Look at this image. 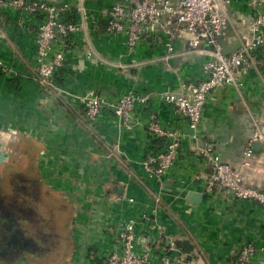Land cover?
Returning a JSON list of instances; mask_svg holds the SVG:
<instances>
[{
  "label": "crops",
  "instance_id": "1",
  "mask_svg": "<svg viewBox=\"0 0 264 264\" xmlns=\"http://www.w3.org/2000/svg\"><path fill=\"white\" fill-rule=\"evenodd\" d=\"M87 6L95 13L102 7L98 0H89ZM227 12L229 30L248 39L251 13L246 0H232ZM36 20L37 16L15 10L0 13V57L21 76L13 86L0 77V113H14L2 121L10 118L22 127L16 139L22 158L17 159L29 164L22 166V186H34L41 205L48 207L47 200L55 205L54 211H38L23 197L22 233L36 246L22 250V264H103L117 248L122 225L129 220L135 224L136 250L159 239L168 249L169 264H230L246 243L256 248L251 264H264V209L238 202L220 188L204 193L202 180L193 179L210 172L196 153V147L210 144L225 163L241 170L248 186L264 192V143L251 159L243 156L247 140L264 116V54L258 71L242 74L240 94L226 86L210 94L198 140L184 142L173 167L156 180L143 167L147 155L160 146L149 136L146 124L149 114H155L162 126L183 130L185 120L173 106L157 98L138 105L130 130L120 128L106 112L88 127L95 139L80 121L83 108L77 96L90 90L111 97L129 90L180 91L182 85L187 88L204 78L205 58H188L183 40L175 42L181 55L172 64L157 61L116 73L93 61L82 63L79 58L87 46L78 40L75 54L58 70L61 91L48 92L34 80ZM100 27L91 30L89 38L101 54L107 58L124 54V40L106 39ZM160 36L140 45L131 58L122 57V62L159 58L165 40ZM10 171L0 167V183L13 174ZM189 192L202 194L201 200L190 203ZM177 241L188 243L192 251L181 252ZM171 242L173 250H169ZM161 256L154 251L152 264H162Z\"/></svg>",
  "mask_w": 264,
  "mask_h": 264
},
{
  "label": "built area",
  "instance_id": "2",
  "mask_svg": "<svg viewBox=\"0 0 264 264\" xmlns=\"http://www.w3.org/2000/svg\"><path fill=\"white\" fill-rule=\"evenodd\" d=\"M88 1L0 0V10L13 9L37 16L34 74L40 84L56 91H61L56 74L69 56L75 54L78 40L84 41L87 46L85 55L79 58L82 63L85 60L93 61L117 73L157 61L168 65L181 55L176 51L175 42L183 40H186L185 55L188 58H205L201 63L204 78L187 88L182 85L184 88L180 91L129 90L111 97L90 90L77 96L83 108L82 120L86 127L93 126L102 114L109 112L120 128L130 130L136 121L138 105H146L152 98H157L173 106L174 113L185 120L183 130L162 126L155 114H149L146 124L149 136L160 146L147 155L143 167L149 178L159 180L173 167L184 142L192 144L198 140L201 114L210 94L222 86L240 94L242 74L258 71L260 56L264 54V0H246V7L251 13L248 42L238 52L228 56L222 55L218 39L228 29L227 7L232 0H98L102 7L97 13L88 9ZM100 25L106 39L121 37L124 40V54L107 58L95 47L89 33L91 30L97 32ZM158 35L165 38L163 54L159 58L122 62V57L131 58L142 42ZM0 70L14 76L18 72L2 59ZM259 120L244 148L245 160L253 157L254 142L264 143V116ZM196 153L210 169L207 176L198 174L193 177L195 181L202 180L204 193L210 194L215 188H220L238 202H248L264 209V192L245 184L241 170L225 163L212 145L198 146ZM154 197L159 201L157 196ZM118 238L117 248L108 253L103 264H152L154 251L162 255V264H169L165 255L168 249L159 239L140 252L136 250L138 240L134 221L129 220L122 225ZM169 245V250H173V243ZM255 254L253 244H243L230 264H251Z\"/></svg>",
  "mask_w": 264,
  "mask_h": 264
},
{
  "label": "flooded vegetation",
  "instance_id": "3",
  "mask_svg": "<svg viewBox=\"0 0 264 264\" xmlns=\"http://www.w3.org/2000/svg\"><path fill=\"white\" fill-rule=\"evenodd\" d=\"M11 180L12 177L5 180L12 185L10 193L3 194L0 190V264L12 262L22 255V250L33 249L36 246L22 233V213L25 211L23 197H28L27 203L36 201L35 188L33 186L25 188L20 178L18 180L21 184L13 183ZM18 197L20 200H17Z\"/></svg>",
  "mask_w": 264,
  "mask_h": 264
},
{
  "label": "rangeland",
  "instance_id": "4",
  "mask_svg": "<svg viewBox=\"0 0 264 264\" xmlns=\"http://www.w3.org/2000/svg\"><path fill=\"white\" fill-rule=\"evenodd\" d=\"M12 114H14L12 111L10 113L2 114L0 113V151L4 152V161L2 164H0L1 170L7 168H12L13 174H11L8 178L12 177V182H17L18 184H21L18 180V178L22 179V166H28L29 164L22 161V147L16 140L17 137H20L22 135V127L15 122L14 120L12 122H9V119L7 120V123L3 122V117H10ZM12 118V117H11ZM8 138H11V141H9ZM4 177V176H3ZM6 177V176H5ZM4 180V179H3ZM34 187V186H33ZM12 185H7V182H1L0 183V190L3 194H8L11 192ZM35 188V187H34ZM17 200H20L19 197ZM46 201V200H45ZM48 207H45L44 205H41L40 203L34 201L30 202L36 205V209L38 211H47L52 210L54 211V203L52 200H47ZM33 206V205H32ZM22 264V255L17 258L16 260L12 262H2L1 264Z\"/></svg>",
  "mask_w": 264,
  "mask_h": 264
},
{
  "label": "water",
  "instance_id": "5",
  "mask_svg": "<svg viewBox=\"0 0 264 264\" xmlns=\"http://www.w3.org/2000/svg\"><path fill=\"white\" fill-rule=\"evenodd\" d=\"M248 36L245 37H240L236 34H234L231 30L228 29L224 30L223 37L218 39L220 48H221V53L223 56H228L230 54L238 52L244 45L247 44ZM172 60L170 61V64H172ZM252 149L253 151H258L261 149V144L260 142L256 141L252 144ZM4 152L0 151V164L3 163L4 161ZM243 181L245 183V179L243 177ZM246 184V183H245ZM202 194L200 193H194V192H189L188 193V198L187 200L192 203L196 204L201 200Z\"/></svg>",
  "mask_w": 264,
  "mask_h": 264
},
{
  "label": "trees",
  "instance_id": "6",
  "mask_svg": "<svg viewBox=\"0 0 264 264\" xmlns=\"http://www.w3.org/2000/svg\"><path fill=\"white\" fill-rule=\"evenodd\" d=\"M10 10H13V9H10ZM6 11V10H0V13H4V12ZM15 11H17V10H15ZM20 13L22 14V12L20 11ZM31 15V14H30ZM101 26V25H100ZM101 28V27H100ZM100 30H102V28L100 29ZM158 36H160V35H158ZM157 36V37H158ZM160 37H162V36H160ZM152 39V37L150 38V39H148V40H146V41H144V42H142L141 43V45H146L147 43H149L148 41L149 40H151ZM163 44H164V42L162 43V47H163ZM162 53H161V55L163 54V51H161ZM0 59H2L1 57H0ZM3 60V59H2ZM6 62V61H5ZM8 63V62H7ZM9 64V63H8ZM9 66H11V64H9ZM13 67V66H12ZM58 73V72H57ZM117 73V72H116ZM56 76H57V74H56ZM0 77H2L3 79H5L8 83H9V85L10 86H13V85H15V84H18V82H19V80H20V78H21V76H20V74H19V72H17L16 73V75L14 76V75H12V74H6V72L5 71H2V70H0ZM34 80H36V82H39V80L37 79V77L35 76V74H34ZM5 81V82H6ZM57 82V81H56ZM39 84H40V82H39ZM43 88H44V90L45 91H48V92H52L54 89H52V87H50V86H45V85H43V84H40ZM142 91H144V90H142ZM145 91H147V90H145ZM81 119V120H80ZM79 120L80 121H82L83 122V120H82V117L80 118ZM88 128V127H87ZM89 130H90V132L92 133V135H93V137H95V139H96V135H95V132L93 131V129L92 128H88ZM175 246H176V248L178 249V250H180L181 252H183V253H189V252H191L192 251V247L188 244V243H184V242H179V241H177L176 243H175Z\"/></svg>",
  "mask_w": 264,
  "mask_h": 264
}]
</instances>
